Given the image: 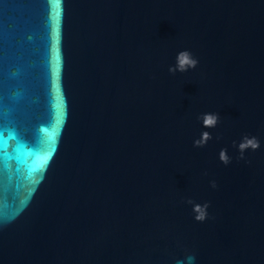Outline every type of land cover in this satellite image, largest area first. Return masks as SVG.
<instances>
[{"label":"water","instance_id":"obj_1","mask_svg":"<svg viewBox=\"0 0 264 264\" xmlns=\"http://www.w3.org/2000/svg\"><path fill=\"white\" fill-rule=\"evenodd\" d=\"M0 264H264V0H0Z\"/></svg>","mask_w":264,"mask_h":264},{"label":"clouds","instance_id":"obj_2","mask_svg":"<svg viewBox=\"0 0 264 264\" xmlns=\"http://www.w3.org/2000/svg\"><path fill=\"white\" fill-rule=\"evenodd\" d=\"M199 61L195 59L190 51H182L178 53L177 55V64L176 67L170 68V72H176L177 70L181 72L187 71L189 68L195 69L198 65ZM218 117L214 114H206L203 118V123L205 127H214L216 124ZM203 139L197 140L196 144L198 146L203 145L206 143V140L210 138V134L205 132L202 134ZM251 147L253 150H256L260 147L259 141L255 138H245V141L241 143L240 149L241 151L246 150L247 148ZM221 159L224 160L225 163L228 162L227 157H226V151L221 152ZM207 208V205H205L204 208H200L199 206L196 207L195 211L198 213L196 219L199 221H203L206 218V211L205 209ZM188 261L191 262L194 257L189 256Z\"/></svg>","mask_w":264,"mask_h":264}]
</instances>
